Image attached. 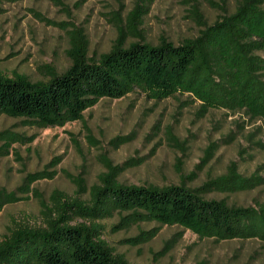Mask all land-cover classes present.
<instances>
[{
    "label": "rangeland",
    "instance_id": "rangeland-1",
    "mask_svg": "<svg viewBox=\"0 0 264 264\" xmlns=\"http://www.w3.org/2000/svg\"><path fill=\"white\" fill-rule=\"evenodd\" d=\"M236 1L154 0L142 7L141 24L133 32L128 16L137 0H2L0 73L46 80V65L63 72L70 64L66 51L74 27L84 33L89 57L108 51L119 37L126 44H158L161 39L178 44L204 28L192 18V4L210 25L232 13ZM187 96L155 100L137 89L121 98L101 99L81 120L45 128L1 116L0 132H15L23 140L0 155V192L14 198L0 209V240L20 225L43 226V204L56 191L86 199L78 183L85 189L96 183L107 171L105 158L120 167L116 179L122 184H184L190 189L235 164L239 174L259 177V183L233 193L206 191L204 196L230 205L264 203V119L252 122L242 112L223 108L203 111L198 100L186 105ZM34 172L53 176L28 184L27 176ZM95 222L101 225L100 237L129 263L264 264V243L255 238L216 240L153 221L118 229L117 214ZM154 227L158 232L148 242L125 241Z\"/></svg>",
    "mask_w": 264,
    "mask_h": 264
},
{
    "label": "trees",
    "instance_id": "trees-1",
    "mask_svg": "<svg viewBox=\"0 0 264 264\" xmlns=\"http://www.w3.org/2000/svg\"><path fill=\"white\" fill-rule=\"evenodd\" d=\"M137 1L128 16L133 32L141 24L142 7L154 0ZM190 10L204 27L196 37L178 44L167 39L126 44L119 37L97 57L88 56L82 30L72 28L66 51L70 64L63 72L46 65V80L0 73V117L20 118L39 128L63 126L83 119L84 111L101 99L121 98L138 89L155 100L187 93L186 105L198 100L203 111L223 108L242 112L252 122L263 120L264 0H237L232 13L210 25L195 4ZM22 140L15 132L1 131L0 155ZM104 166L107 171L88 189L78 183V191L87 192L86 199L56 191L50 203L43 204V226L20 225L0 240V264H134L100 237L101 225L95 221L114 214L119 217L118 229L153 221L178 224L199 237L255 238L264 243V203L230 205L204 196L206 191L233 193L259 183V177L239 174L235 164L194 189L184 184H122L116 179L120 167L107 158ZM52 176L34 172L27 180L30 184ZM12 199L0 192V209ZM76 219L82 221L73 222ZM158 229L140 230L125 241L143 244Z\"/></svg>",
    "mask_w": 264,
    "mask_h": 264
}]
</instances>
